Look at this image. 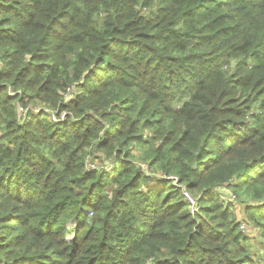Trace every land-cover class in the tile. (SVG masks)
<instances>
[{
	"label": "trees",
	"instance_id": "16d2710c",
	"mask_svg": "<svg viewBox=\"0 0 264 264\" xmlns=\"http://www.w3.org/2000/svg\"><path fill=\"white\" fill-rule=\"evenodd\" d=\"M262 240L264 0H0V264H264Z\"/></svg>",
	"mask_w": 264,
	"mask_h": 264
},
{
	"label": "rangeland",
	"instance_id": "374dc122",
	"mask_svg": "<svg viewBox=\"0 0 264 264\" xmlns=\"http://www.w3.org/2000/svg\"><path fill=\"white\" fill-rule=\"evenodd\" d=\"M38 106L37 107H35V106H32V109L34 110V111H36L37 112V110H38ZM40 109V108H39ZM109 165H111V163H109ZM231 193V192H230ZM227 194H229V193H227ZM225 198L226 197H228L227 195L226 196H224ZM239 200V199H238ZM234 214L236 215V218H237V220L239 221V222H241V229H242V225L244 226V229H242V231L243 232H245V234H247L248 236H251V237H260V234H259V231L256 229V228H254V227H252V226H250L249 225V223H247L245 220V214H244V205H243V203H241L240 201H239V203H238V205H236L235 206V209H234ZM245 230V231H244ZM263 242H264V240H262ZM259 247H260V244L258 245Z\"/></svg>",
	"mask_w": 264,
	"mask_h": 264
},
{
	"label": "built area",
	"instance_id": "2783aa9c",
	"mask_svg": "<svg viewBox=\"0 0 264 264\" xmlns=\"http://www.w3.org/2000/svg\"><path fill=\"white\" fill-rule=\"evenodd\" d=\"M51 120H53V121H58V119H57V117H56L55 115L52 117ZM90 167H91V168H94L95 166L90 165ZM169 179H173V180H175V182H178V181H179V180H178L177 178H175V177H170ZM185 196H186L187 200L190 201L193 210H194V211L198 210L199 208H198L197 200H196L192 195H190V194L187 193V192H185ZM230 200H231L232 202L236 201V202L239 203V201L237 200V197H236L235 195H234ZM242 229H244V226H243V225H242ZM244 231H245V230H244Z\"/></svg>",
	"mask_w": 264,
	"mask_h": 264
}]
</instances>
